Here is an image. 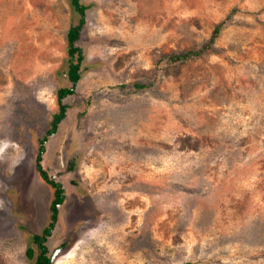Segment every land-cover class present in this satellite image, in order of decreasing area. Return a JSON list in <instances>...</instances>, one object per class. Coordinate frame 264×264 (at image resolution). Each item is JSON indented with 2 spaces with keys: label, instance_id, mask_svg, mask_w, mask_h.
Masks as SVG:
<instances>
[{
  "label": "rangeland",
  "instance_id": "obj_1",
  "mask_svg": "<svg viewBox=\"0 0 264 264\" xmlns=\"http://www.w3.org/2000/svg\"><path fill=\"white\" fill-rule=\"evenodd\" d=\"M81 2L82 74L41 160L66 194L51 264H264V0ZM80 18L0 0V264H30L49 222L36 157Z\"/></svg>",
  "mask_w": 264,
  "mask_h": 264
},
{
  "label": "trees",
  "instance_id": "obj_2",
  "mask_svg": "<svg viewBox=\"0 0 264 264\" xmlns=\"http://www.w3.org/2000/svg\"><path fill=\"white\" fill-rule=\"evenodd\" d=\"M70 3L71 6L81 14L79 21L77 23H72L66 34L69 54L66 74L71 82V86L60 87L57 89L58 109L53 113L51 127L47 130L46 135L40 139V145L36 157V168L39 170L38 172L40 176L54 188V197L49 207L51 212L49 215V222L43 226L41 231L31 233L29 245L26 249V258L30 264H51V253L47 242L57 219L59 204H61L66 197L62 183L48 176V173L42 168L41 160L45 150L44 143L47 140L48 134L54 133L66 116L68 104L65 103L64 99L67 95L75 91V83H77L82 74L81 65L84 56L82 53V47L78 44V42L80 40L82 27L86 19L84 14L87 6L84 5L81 0H70ZM218 31L219 27L215 29L214 34L217 35ZM77 54L78 56H76ZM194 54H196V51L191 50L185 53L173 55L172 59L185 60ZM142 86L144 85L138 84V87ZM62 246H65V243L62 244Z\"/></svg>",
  "mask_w": 264,
  "mask_h": 264
},
{
  "label": "water",
  "instance_id": "obj_3",
  "mask_svg": "<svg viewBox=\"0 0 264 264\" xmlns=\"http://www.w3.org/2000/svg\"><path fill=\"white\" fill-rule=\"evenodd\" d=\"M55 256H56V253H55L54 256L52 257V259H51L52 261L55 259Z\"/></svg>",
  "mask_w": 264,
  "mask_h": 264
}]
</instances>
